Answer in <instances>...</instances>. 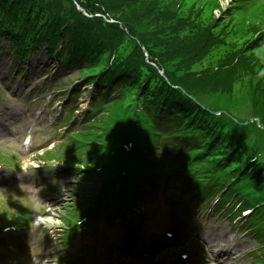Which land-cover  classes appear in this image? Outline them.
Wrapping results in <instances>:
<instances>
[{
	"label": "rangeland",
	"instance_id": "1",
	"mask_svg": "<svg viewBox=\"0 0 264 264\" xmlns=\"http://www.w3.org/2000/svg\"><path fill=\"white\" fill-rule=\"evenodd\" d=\"M161 1L168 5L170 14L158 20L143 16L129 3L116 2L125 8L124 12L129 17L126 19L130 20L131 28L143 33L144 44L139 43L143 60L149 62L152 58L165 71L160 64V59L158 62L157 57L147 58L146 56L150 55V52L153 55L158 53L163 41L173 39L175 32L184 30L188 26L197 29L200 27L198 39L208 35L216 37V43L220 39H225V43L221 40L222 42L212 47L207 56L200 61L185 65L183 58L178 55L175 60L168 61V67L178 73L182 71L194 73L198 79L203 76L208 95L224 105L227 116L238 118L245 128L249 127L253 131L256 128L264 133V100L257 96V94L264 96V46L261 50L253 52L252 60L241 70L239 80L232 86L226 85L217 74L212 76L228 55L239 52L252 33L264 25V0ZM226 4L228 5L225 7ZM176 13L181 14L185 19L178 20L175 18ZM111 23L117 25V23ZM118 25L120 29L125 28L120 23ZM125 29L122 30L127 33V28ZM19 65L26 66V69L15 71V56L9 48L8 41L0 39V84L6 95L5 102H0L2 111L0 121L3 122L2 125L0 123V132H5L7 127H15L19 132L17 138L11 139L13 143L0 139V157H4L11 151L16 159L21 158L20 167L23 169L33 168L34 165L42 170L46 167H54L53 171L59 182L53 193L22 190L26 197L16 198L22 206L33 209L36 225L33 226L34 231L31 228L24 229L23 237L13 245L11 243L9 248L2 247L9 255L6 264H34L31 263V257L27 251L33 246L32 243L38 246L35 245V248L41 255L40 257L38 254L39 258L35 264H63L61 255L76 254L80 244L83 246L85 243H82V240L87 242L86 247L90 249L88 253L93 264H158L168 263L174 257L171 260L172 263L173 260L178 259L177 255L184 252L190 253L189 255L197 254L204 264H215L211 260L210 252L213 247L231 250L232 253L224 264H263L254 258V253L260 249V246L253 236H249V228L239 221L229 224L230 206L218 215L213 211L200 209L196 205H193L188 215L184 210H180L178 217L187 216L193 223L192 234L179 236L176 244L170 242L158 244L154 237L171 227L172 209L168 199L169 195L175 191L173 185H167L158 192L157 196L149 194L142 198L143 201L139 204L133 205L135 210H146L144 219L136 222L138 233L135 237H145L150 247L148 254L143 250L132 253L129 249L119 247L118 241L124 230L119 224L121 220L114 216L108 217L103 205L100 209L93 208L104 198L99 190L101 182L96 176L98 174L88 175V173L92 172L94 167L105 165L112 157V139L116 136V122L121 114L128 112L129 104L122 102L113 105L109 112L102 116L100 122L90 129L92 136H82L83 133L79 136V139H82L81 143L86 140L92 145L91 148L84 149L86 151L80 152L85 154V156L81 155V159L76 153L74 156L70 155L66 161L62 158L58 162L43 164L36 159L37 154L44 153L46 157V153L52 149L58 150L59 154L71 149L72 146H67L64 140L67 142L69 139H66V136L80 129V122L71 130L62 126L66 124V118L73 112L68 101L75 83L80 82V76L73 67H61L56 60L48 59L45 47L33 54L27 64L21 62ZM39 89L41 91L36 95ZM83 89L77 103H71L82 109L81 111L91 105L90 97ZM61 115L62 118H60ZM113 115H116V119ZM247 121L249 125L246 124ZM31 137L35 138L34 143L38 145L33 149L43 147L30 152L27 151L28 148H23L22 141ZM86 146L89 147V144ZM30 160H34L35 163ZM72 161H79L83 165L82 171L69 172L66 162ZM177 182L178 180H172L167 183ZM28 194H30L29 197H27ZM184 197L189 198L190 195L186 193ZM6 206L8 207L5 197L0 193V210H6ZM75 207L79 212L90 213L91 228L80 237L81 240H75L72 247H67L61 240L62 233L59 231L61 228L69 227L64 216L73 213ZM2 222L0 218V224ZM140 247L138 245V249ZM198 257H188L184 264L199 261ZM217 264L221 263L217 262Z\"/></svg>",
	"mask_w": 264,
	"mask_h": 264
},
{
	"label": "trees",
	"instance_id": "2",
	"mask_svg": "<svg viewBox=\"0 0 264 264\" xmlns=\"http://www.w3.org/2000/svg\"><path fill=\"white\" fill-rule=\"evenodd\" d=\"M77 1L92 17L83 15L73 0H0V35L16 43L22 55L42 43L47 44L50 55L58 52L59 44L66 45L67 61L73 59L74 63L77 58L98 60L93 65L95 72L100 70L99 67L109 64L114 54L116 58L110 72L101 73L97 80L99 90L110 93L111 90L121 87L122 92L131 89L128 92L130 96L132 88L138 86L144 110L140 115L141 120L154 117L155 123L156 120L166 121L170 132L165 137L167 143L159 145L160 139L156 136L161 132L157 126L155 128L158 131L149 124L144 129L145 134L151 132L147 141L150 145H146L148 153H142L135 147L126 159L122 142L129 138V132L118 135L126 130V115L121 114L118 117L116 136L112 139V157L106 162V168L115 173L114 179L108 182V193L116 198L119 195L122 197L129 188L136 189L141 182L140 175L145 171L149 153L160 146L163 153L158 164L161 165L167 160L170 164L167 168L162 165L160 168L156 167L157 172L151 170L152 180L165 178L171 173L170 175L182 179L183 187L194 191L199 204L219 195L221 202L237 198L241 202V211L248 208L264 210V133L247 130L238 135L228 129L233 124L229 117L223 115L214 119L204 113L201 104L166 84L165 79L158 74V68L143 60L140 48L126 46L131 35H135L142 44L144 37L140 30L131 28L130 20L126 19L129 17L124 12L125 8L118 5L117 1L119 4L129 3L143 16L156 20L170 14L168 5L161 0ZM97 14L107 15L108 18L118 21L117 25L122 24L127 28V33L123 31L125 28L120 29L119 25L118 27L108 23L102 17L96 16ZM175 18L180 21L185 19L179 13L175 14ZM199 29L200 27L197 29L188 26L175 32L174 38L163 41L161 50L155 55L148 49L149 57H157L158 62L160 59V64L172 84L181 85L189 94L194 95L193 92H196L205 102L220 107L223 104L208 95L203 76L198 79L194 73H178L168 67V61L175 60L178 55L183 58V64L189 65L206 57L212 47L222 41L225 43V39L216 43V37L209 35L198 39ZM263 46L264 25L252 33L239 52L228 55L212 76L217 74L226 85L232 86L239 80L241 70L252 60L253 52L261 50ZM117 50L124 51L125 54L119 56ZM150 60L156 64L152 58ZM103 62L104 65H101ZM231 63L233 64L230 65ZM257 96L264 100V96ZM113 118L116 119V115ZM234 130L238 131L235 126ZM87 132L85 136H92L90 129ZM138 134L141 136L143 133L139 131ZM122 136L125 139L121 141ZM81 140L79 139V143ZM132 140L136 146L140 143L137 136ZM82 144L86 149L92 146L86 140ZM81 155L85 156L79 153L80 159ZM165 155L169 157L165 158ZM123 169L126 171L124 177L120 175V170ZM119 177L123 178L122 184H114ZM262 221L264 226V219ZM251 223L258 224L257 219H252Z\"/></svg>",
	"mask_w": 264,
	"mask_h": 264
}]
</instances>
